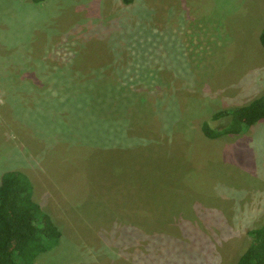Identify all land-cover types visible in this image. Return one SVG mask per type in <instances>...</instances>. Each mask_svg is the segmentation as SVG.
Listing matches in <instances>:
<instances>
[{"label":"rangeland","instance_id":"rangeland-1","mask_svg":"<svg viewBox=\"0 0 264 264\" xmlns=\"http://www.w3.org/2000/svg\"><path fill=\"white\" fill-rule=\"evenodd\" d=\"M263 28L264 0H0V185L26 174L63 233L36 264L239 261L264 120L201 126L264 94Z\"/></svg>","mask_w":264,"mask_h":264},{"label":"trees","instance_id":"trees-1","mask_svg":"<svg viewBox=\"0 0 264 264\" xmlns=\"http://www.w3.org/2000/svg\"><path fill=\"white\" fill-rule=\"evenodd\" d=\"M44 1L34 0L35 3ZM134 1L123 0L126 5ZM261 41L264 44V28ZM148 99L135 98L144 102ZM224 117H229V123L221 128L202 123L201 130L206 138L215 140L229 134L244 133L264 120V94L247 105L217 113L212 120ZM95 121H99V126H106L101 116H96ZM248 235L250 241L235 264H264V225L249 230ZM62 237L59 226L34 199L30 178L19 171L4 174L0 185V264H36L41 255L58 247Z\"/></svg>","mask_w":264,"mask_h":264}]
</instances>
